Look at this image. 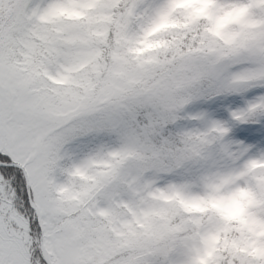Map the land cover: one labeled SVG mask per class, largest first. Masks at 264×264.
<instances>
[{"label":"snow or ice","instance_id":"obj_1","mask_svg":"<svg viewBox=\"0 0 264 264\" xmlns=\"http://www.w3.org/2000/svg\"><path fill=\"white\" fill-rule=\"evenodd\" d=\"M0 264H264V0H0Z\"/></svg>","mask_w":264,"mask_h":264}]
</instances>
